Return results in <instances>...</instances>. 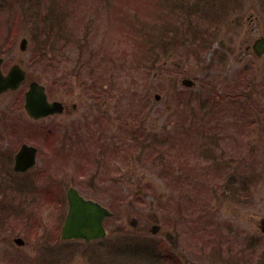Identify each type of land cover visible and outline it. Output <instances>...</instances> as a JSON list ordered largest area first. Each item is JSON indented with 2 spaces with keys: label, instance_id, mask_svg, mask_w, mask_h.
I'll list each match as a JSON object with an SVG mask.
<instances>
[{
  "label": "rangeland",
  "instance_id": "rangeland-1",
  "mask_svg": "<svg viewBox=\"0 0 264 264\" xmlns=\"http://www.w3.org/2000/svg\"><path fill=\"white\" fill-rule=\"evenodd\" d=\"M66 1L68 0H59L57 8L52 11L54 0H0V55L5 57V62L8 65L12 64L17 59L16 57H23L26 60L25 68L27 70L26 84L20 90L4 95L0 100V110L3 109L2 114L0 113V261L5 264H15V260L20 257H23L22 264H76L78 257H82L85 264H108L110 258L111 264H125L122 256L121 261L116 262L113 259L114 254L109 255L107 252L102 254L100 249L99 251L96 250L93 244H64L52 236L57 235L52 232L53 227L58 225V217L60 214L64 215L66 210L64 209V199L61 201V206L58 207L55 204L57 191L63 192L70 183L81 184L87 189V184L80 181L76 164L77 159L80 160L79 162L84 159L79 154L83 150L80 141L84 137L90 140L89 131L96 135L95 129L103 128L102 130L106 132L105 137L108 136L107 139L105 137L100 139L101 141L97 143L96 148L98 152L99 146L104 144L102 150L100 149L104 156L101 159L102 178H105L104 175L110 164L111 169L119 170L120 173H116L114 182L110 181L107 185L102 183L98 189L93 190V188L92 191L87 190V192L106 205H113V207L120 205L119 213L117 211L116 216L108 223H111V234H118V238L120 236L123 238L118 243L123 247H127L128 244L136 246L140 240L133 238L134 235H138V233L144 235V232H138L130 226L128 221L132 216L128 217L131 212L129 207L136 209L144 218L152 221L162 219L166 214L165 217H170V214H173L170 208V200L172 202L182 201L186 203L184 221L186 220L190 225L189 215L194 202L189 198V192L179 191L175 188L182 185L186 186L194 177L191 175L186 177L187 180L174 182L170 170L182 167L178 171L184 170L187 175H190L195 169L205 171L207 166L206 159L198 149L201 144L192 140L196 136L199 137V135L194 134L193 128L191 130L188 129L187 125H185L187 128H184V125L175 124L173 128L165 129L166 124L173 123L174 120L176 122L189 121L190 119L187 118L188 116L191 118L193 112L188 107L179 111L177 104L172 109H165V104L162 102L164 100H157L154 96V93L160 89V84L158 78H153L152 74L160 70L157 65L158 58L167 37L173 32L171 30H174L170 27L185 24L189 20L193 21L194 25L203 21L202 17L190 14H188L190 16L182 15L184 10L187 11L188 8L194 7L191 5L194 0H69L68 7L64 9ZM154 5H159L160 9L153 11L152 6ZM200 7V9H205V7L214 9L220 14L217 17L210 14L212 17H208V21L211 25L218 24L227 30L225 34L219 31L216 35L220 38L224 36L229 44L228 51L227 48L223 50L218 48L216 56L226 57L227 53V58L223 62L213 60L214 53H210L213 46H208L202 51V58L204 59L202 65L192 55L197 50L183 49L178 51V54L183 55L180 64L184 61L183 66H196L194 73L196 75L200 73L198 76H202L201 81L213 80L214 83L218 84V89L222 87L221 84H229L230 88H233V84L239 79L243 80L242 85L244 81L248 82L247 88H255L258 99L257 103H254V109L258 108L260 111V114L256 115L261 117L262 122L259 125L251 123L249 121L251 118H248L247 115V118L244 117L242 121L243 124L245 123L242 124L243 128L239 126L234 132L230 131L233 135L238 136L240 145H236L233 141L227 142V138L223 143L227 150L226 156L229 159L242 157L237 163L241 167L240 169L244 170V174L246 173L244 184L247 189L245 200H243L246 203H231L232 196L228 197L227 195L222 197L221 203L214 205V208L216 207L215 213L219 217L215 219V225L212 226L211 232L216 234V237L221 232L224 234L229 224L231 227L234 226L231 230L238 228L229 234V243L234 244L232 258L224 255L221 243L218 244L216 239V241H207L206 244L202 242L200 246L197 243L196 248L193 249L198 256L197 264H234L236 258L239 257L238 250L243 246V239L241 235L238 236L237 234L243 229L249 234L246 241L250 242L251 252L256 251V253L246 254L245 258L250 260L245 264H264V234L260 229V220L264 217V153L259 155L264 151L261 150V146L264 144V57L256 59L250 54L240 58V52L244 50L246 44L244 41H247L250 36L256 38L260 34H264V0H203ZM200 9H195V11ZM162 10L167 13L163 15ZM53 12L58 14V20L54 16L50 17ZM210 20L212 21L210 22ZM138 21L144 25V29L148 30L149 45L151 46L147 50L148 61L144 60L142 64L136 57L140 50L146 48L141 43L142 35L140 34L141 40L136 44L126 36V33L130 35L133 32L135 23ZM136 26L140 29L141 24ZM51 33L52 35H50ZM175 35L182 36L184 34H173V36ZM23 37L28 40L25 52L19 48L20 40ZM88 37L92 44L96 41L98 45L103 41L110 47L108 49L104 45L106 50L113 54L115 61L125 65V69L117 71V80L114 84H110L113 86L115 95L112 100L118 95L116 105L114 104V108L111 110L101 108L98 116L95 115L94 110L93 112L90 111L89 106L93 101L98 104L102 97H95L97 98L95 99L87 95L91 100L84 101L87 97L83 92L85 91L86 94L88 87L84 88L81 85L84 82L83 76L76 73L71 79L67 75L78 71V65L80 66L74 40L78 38L88 39ZM55 42L59 47L64 45V48L56 52L51 51L49 46ZM50 53L51 55H49ZM84 55L87 56L86 50ZM208 58L211 60L208 61ZM58 62H60L59 66ZM106 62L109 63L110 61L107 60ZM180 64L167 65L168 70L179 78L184 74L178 67ZM93 65V71H96L97 63L95 62ZM62 66H66L65 69H61ZM146 66H149V69ZM82 67L84 68V66ZM90 67L91 65L88 64L85 69ZM87 69L81 74L88 73ZM84 78L86 81L90 80L89 75L84 76ZM107 78L108 76H104L97 85H94L95 88L99 86L102 88L105 81L108 80ZM32 80L44 83L47 91L51 94V98L65 100L69 104L79 102L82 106L74 115L65 113L41 120H33L23 108L24 92ZM147 89L150 90L147 91ZM68 90L70 92H67ZM120 91H123L121 92L123 95ZM142 92L147 95L150 103H152L148 108L141 105L144 96ZM107 100L111 101V97H108ZM222 106L226 107V104H222ZM229 108L231 107H226L225 111ZM194 109L200 114L201 107L195 106ZM141 110L143 114L140 115ZM101 113L107 115L104 119H107L106 124L102 121ZM221 114L217 113V116H221ZM225 114L226 119L223 117L224 120L231 121L233 116L239 113L236 114L229 109ZM138 116L143 118L141 126L138 125L140 123L137 119ZM79 117L82 124L86 123V125L81 124L77 130L71 129L74 141L68 139L66 143L60 145L62 134L67 136L66 124L77 120ZM86 118L89 119L86 120ZM130 128L150 134L149 138L156 133H165L170 138L167 140V144L177 143L179 145V140L183 136H187L188 144L180 151H178V145H174L173 148L176 147L177 149L169 148V151L172 152L168 153V157L162 159L161 152L165 150L163 149L165 147L164 142L159 137L144 141L142 140L143 137L140 136L137 142H128V146L126 144L117 145L116 151L112 153L110 147L115 144V141L110 140V134L126 136ZM239 130L244 133L243 136L237 134ZM49 131L52 133V137L53 135L56 136V139L51 137L46 149L41 147L37 166L25 174L15 173L12 169L13 154L20 145L26 141L43 143L46 133ZM231 142L232 145H230ZM210 146L212 148V145ZM87 148L89 155H91L92 146L88 144ZM88 153H83L86 156L83 161L89 164ZM213 153L221 154L220 145H217ZM211 159H214V155H211ZM163 160L164 163L160 165ZM236 161H232L231 166L234 164L236 167ZM210 162H212V169L218 168L213 160ZM94 165L95 163H91V167ZM62 170L66 174L61 182H58L56 177ZM251 174L252 177H247ZM36 177L40 178L36 179ZM246 178H249L247 182ZM50 179L53 180L51 187L56 186L47 193L46 203L52 205L49 212L53 218L51 224L40 215L41 207L36 208V210L32 209L29 203L32 195L31 189L24 186L25 182L32 181L36 187H40L45 184V180ZM143 182L144 184L140 186ZM241 185L243 186V184ZM141 188H143L142 191L139 190ZM237 189L239 191L242 188L238 187ZM203 192L206 191L203 190ZM161 194H165V198L169 199V202L162 203L160 201ZM13 200L17 204L16 209ZM56 213L57 217L55 216ZM126 218H129L127 222H125ZM33 222H35V226H32ZM45 223L48 224L47 229L42 226ZM124 223L126 224L124 225ZM182 226L183 231H188L187 225L182 224ZM123 227L130 233L120 232V230H124ZM166 229H168V225H166ZM127 234H131V236ZM147 234L150 235V232ZM254 235L259 240L253 239V242L256 241L257 243L253 245L251 238ZM15 236H22L27 241V245L23 247L15 245L12 241ZM153 238L159 240V236ZM152 242L153 239H151ZM212 242L217 247L211 248L209 245ZM51 244V251H49ZM148 257L149 254L145 253L137 260L143 261L142 264H149ZM128 261L133 262V264H140L139 261L133 259Z\"/></svg>",
  "mask_w": 264,
  "mask_h": 264
},
{
  "label": "water",
  "instance_id": "water-1",
  "mask_svg": "<svg viewBox=\"0 0 264 264\" xmlns=\"http://www.w3.org/2000/svg\"><path fill=\"white\" fill-rule=\"evenodd\" d=\"M27 44V40L24 38L21 41V47L22 49H25ZM255 49H257L260 52L264 51V37L257 40L255 44ZM25 76L24 71L18 66L15 65L9 74L7 76H4L0 71V92L12 87L16 88L19 83L23 80ZM26 108L28 113L31 116L34 117H40L47 115L49 113H54L56 111H61V103L54 102L50 103L47 100V95L45 93V87L38 83V82H32L30 85V89L26 92ZM36 149L28 146L23 145L20 152L16 155L17 160V168L18 169H26L30 165H33L35 163V153ZM77 213V214H76ZM71 215V218L78 217L79 220L83 221L87 225L90 223H94L95 217L92 212L87 209L81 207ZM103 213V210H102ZM94 228L91 227L90 232L94 233V230H101L100 222L94 223ZM91 226V225H90ZM89 226V227H90ZM264 228V226H263Z\"/></svg>",
  "mask_w": 264,
  "mask_h": 264
},
{
  "label": "flooded vegetation",
  "instance_id": "flooded-vegetation-1",
  "mask_svg": "<svg viewBox=\"0 0 264 264\" xmlns=\"http://www.w3.org/2000/svg\"><path fill=\"white\" fill-rule=\"evenodd\" d=\"M251 43H252V40L249 38L247 40V46L251 45ZM249 54H250V51L244 52L245 56L249 55ZM241 58H244V57H241ZM195 67L196 66H184L183 69H184V72L186 74L196 75L194 73ZM186 74H184V75H186ZM165 75H166L165 73H162L161 77L163 79V83H162L163 91H165L164 100L167 103V105H169L170 102H178V103H180V106L184 102H188L187 104L192 105L191 103L196 102L197 100H202L203 98L205 99L207 97V88L208 87H207V83H205L204 80L201 81V83H198L200 88H194V89H188V90L180 88V90L174 89L172 91V93L171 92H166L167 91V83L165 81ZM198 75H196V76H198ZM184 90H186V91H184ZM211 98H213V93L209 92L207 99H211ZM216 99L220 100V98H218V97ZM77 110H78V108H77V105H75V104H72V108L71 109L68 108V106H67V112L69 114H71V115H74ZM175 123L176 124H181V125H186V122H175ZM78 124L81 126L80 122ZM238 203H245V202L244 201H239ZM237 220H238V218H237ZM236 229H238V228H236ZM236 229L231 230V232L236 230ZM244 233H245V230L242 229V231H239V233L237 235L238 236H240V235L242 236V235H244ZM242 239H243V236H242ZM174 240H175V246L178 248L179 251H181L180 234H175ZM242 241H244V240H242ZM77 242H79V241H77ZM228 246H229L231 251H234V247H233L234 244L232 242L229 243V240H228ZM51 247H52V245L49 246V251H51ZM238 251L240 252V249ZM82 262H83V258L82 257H78L76 264H78V263L83 264Z\"/></svg>",
  "mask_w": 264,
  "mask_h": 264
},
{
  "label": "clouds",
  "instance_id": "clouds-1",
  "mask_svg": "<svg viewBox=\"0 0 264 264\" xmlns=\"http://www.w3.org/2000/svg\"><path fill=\"white\" fill-rule=\"evenodd\" d=\"M51 208L52 205L45 203L39 210L40 215H42L49 224L53 222V218L49 215Z\"/></svg>",
  "mask_w": 264,
  "mask_h": 264
},
{
  "label": "trees",
  "instance_id": "trees-1",
  "mask_svg": "<svg viewBox=\"0 0 264 264\" xmlns=\"http://www.w3.org/2000/svg\"><path fill=\"white\" fill-rule=\"evenodd\" d=\"M161 7V6H160ZM158 9H160L159 8V5H154V6H152V10L153 11H157ZM220 15V14H219ZM53 34H54V32H53ZM50 35H52V33L50 34ZM57 43L55 42V45H56Z\"/></svg>",
  "mask_w": 264,
  "mask_h": 264
}]
</instances>
